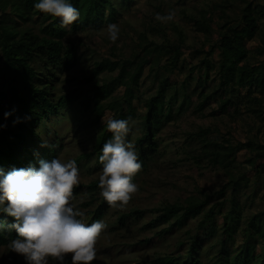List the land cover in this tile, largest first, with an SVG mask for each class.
I'll return each mask as SVG.
<instances>
[{
    "label": "trees",
    "instance_id": "1",
    "mask_svg": "<svg viewBox=\"0 0 264 264\" xmlns=\"http://www.w3.org/2000/svg\"><path fill=\"white\" fill-rule=\"evenodd\" d=\"M137 1L72 0L80 11L79 19L69 28H61L59 18L34 8L35 0H0V125H7L0 127V168L5 173L13 168H38L40 160L56 158L62 145L57 140L45 141L44 138L52 134L48 122L64 115L75 102L98 119L109 109L115 119L130 117L131 126L133 122L142 123L140 131H133L128 139L134 144L144 168L155 154L161 153L159 133L169 122L182 119L188 110L216 120H225L226 116L237 120L250 114L253 123L245 140L233 142L228 137L219 140L212 136L218 132V127L211 125L200 124L197 129L185 131L188 141L201 144L199 152L188 157L229 169L230 176L219 190L205 199L190 196L158 206L155 210L159 214L148 224L168 223L158 236L171 233L175 226L182 227L200 215L202 220L195 233L189 231L191 244L184 256L166 255L139 264H204L200 256L206 243L220 246L211 264H264V209L248 216L241 226V218L237 217L240 205L234 203L240 187H248L251 182H254V190H261L264 199V133L260 135V129L252 133L257 117L264 114V25L260 23L264 18V2L213 0L219 13L211 21L182 7L181 12L189 19L190 27L203 33L204 39L199 45L188 48L199 59L189 63V72L181 82L172 80L170 74L185 68L187 60L183 58V49L190 45L187 33L177 28V37L173 39L161 26L159 33L151 30V36L145 22L146 27L138 30L133 40L135 48L130 57L96 59L94 66L83 75L88 84L102 75L108 77L107 82L59 93L60 73L71 71L79 63L77 44L73 39L65 41V37L86 29L99 31L109 23H117L120 12L133 8ZM236 9L240 11L238 17L233 15ZM29 22L40 23V27L36 30L35 24L29 25ZM156 34L162 38L157 39ZM257 38L260 44L251 48L249 43ZM215 52L217 61L212 57ZM147 65H150L149 74L155 78L162 71L168 75L158 79L156 90L146 98V109L138 114L135 100ZM119 86L124 88L123 93L114 94ZM192 86L196 97L191 92ZM13 109V114L6 119L4 113ZM17 117L20 122L14 123ZM111 135L106 129L95 151L84 156H96L99 161L102 146ZM242 151H246L247 156L239 160L238 154ZM138 176L137 173L133 180ZM98 181L73 189V198L85 195L82 205L94 207L87 211L86 224L101 220L109 207L101 195H96L100 190ZM228 188L231 193L225 198ZM216 196L217 202L210 205ZM229 201L226 215H230L231 222L224 223L222 233H218L216 215L223 212ZM132 215L142 217L143 212L140 209L119 212L118 224L125 226ZM0 222L6 225L0 231V243L8 244L18 235L11 227L14 218L0 212ZM240 229L242 240L234 246ZM65 258L64 261L71 264V257Z\"/></svg>",
    "mask_w": 264,
    "mask_h": 264
},
{
    "label": "rangeland",
    "instance_id": "2",
    "mask_svg": "<svg viewBox=\"0 0 264 264\" xmlns=\"http://www.w3.org/2000/svg\"><path fill=\"white\" fill-rule=\"evenodd\" d=\"M259 1L264 2V0ZM137 2L133 8H124L120 12L119 21L116 23L120 29V35L115 43L107 38L108 24L99 31L86 29L78 34H68L65 37V41L73 39L77 44L79 63L71 71L64 70L63 73H60V78L57 81L59 93L75 89L83 90L96 83L107 82L108 77L102 75L88 84L83 75H86L88 70L94 66L96 59L130 57L135 48L133 40L137 38L138 30L146 27L145 22L148 24L147 27L150 29L151 36H153L151 30L159 33L161 26L168 30V34L173 39L177 37V28H181L187 33L190 45L187 44V47L183 49V58L187 60L185 68H179L170 74L174 81L181 82L183 80L186 73L189 72V63L197 62L199 59L194 57L193 51L188 48L199 45L204 39V34L195 32L190 27L189 19L182 14L181 8H187L191 14L202 15L207 21H211L219 13V9L215 7L213 0H138ZM172 10L175 11L174 20L168 22L156 20L157 13L166 15ZM239 12V9H236L233 11V15L238 17ZM260 23L264 25V18L260 19ZM33 24H35L34 28L38 30L40 23L29 22V25ZM155 37L157 39L162 38L157 34ZM258 44H260V40L257 38L250 42L249 46L253 48ZM209 47L207 46V48ZM217 55L215 52L212 56L215 61L218 60ZM149 70L150 65H147L140 86L141 89L137 93L138 99L135 100L138 114L146 109V98L149 93L156 90L158 79L168 75L162 71L160 76L155 78L149 74ZM123 91L124 88L119 86L116 87L114 94L120 95ZM191 92L196 97L197 92L194 86H192ZM183 115L182 119L169 122L159 133L161 153L160 155L155 154L147 168L142 166L139 170V176L134 181L138 186V191L133 194L129 203L123 209L108 207L106 215L101 219L107 228L102 231L97 239L95 245L96 258L91 264H139L166 255L174 254L181 257L188 251L191 244L189 231L196 232L202 215L190 219L182 227L175 226L171 233L158 236V233L166 228L168 223L161 222L148 225L159 214L155 209L161 204L183 201L190 196L205 199L207 195L214 194L223 186L228 180L230 172L229 169H222L218 165L203 160L198 162L190 159L188 154L199 152L201 144L195 140L188 141L184 133L186 130L197 129L200 124L211 125L213 128L217 126L219 130L212 135L213 137L219 140L228 137L236 142L238 139H246V134L250 129L249 125L253 123V119L252 115L246 114L237 120L227 116L225 120H216L212 116L194 115L192 109ZM112 116L111 110L107 109L105 115L98 119L92 112L85 111L78 102H75L69 109L65 110L64 115L55 116L52 121L48 122L52 126V134L51 137L44 139L48 142L57 140L62 145L57 157L62 160L74 159L76 161L80 176L78 185L87 186L90 182L99 180L102 173L101 163L96 156L85 157L84 155L95 151L100 135L107 129L104 126L103 118L106 121L113 118ZM141 124L140 122H133L132 126L135 133L140 131ZM259 129L258 133L262 135L264 133V114L257 117L256 126L252 133ZM246 156V151H242L238 154V159L244 160ZM254 178V173H252V180ZM254 186V182H251L248 187L242 185L234 199V203L240 205L237 217L241 218V226L248 216L264 209L262 192L260 189L254 190ZM230 193L231 189L228 188L225 198H228ZM96 195H100V190ZM85 199V195H80L73 198V202L84 213L82 219L87 223V211L94 207L82 205ZM217 200L218 196L214 197L210 205L216 203ZM230 203V201L227 202L223 207V212L216 215L218 233H222L224 223L231 222L230 215H226ZM134 209H140L143 212L142 217L132 215L127 219L125 226L118 224L119 212H128ZM242 237L243 234L240 229L234 246L242 240ZM8 244L0 243V264H27L22 255L10 251ZM219 248L220 246L212 247L211 243H206L203 246L200 257L204 264H211ZM66 256L71 257V254ZM49 264H60V262L50 258ZM63 264H68V262L63 261Z\"/></svg>",
    "mask_w": 264,
    "mask_h": 264
},
{
    "label": "clouds",
    "instance_id": "3",
    "mask_svg": "<svg viewBox=\"0 0 264 264\" xmlns=\"http://www.w3.org/2000/svg\"><path fill=\"white\" fill-rule=\"evenodd\" d=\"M34 8L59 18L60 27L67 28L79 19L80 11L72 0H35ZM156 20L172 21L175 11L156 14ZM116 23L107 25V38L118 41ZM15 109L6 111L10 117ZM20 122L17 117L14 123ZM112 133L102 146L99 162L102 173L100 195L112 208L123 209L138 191L133 177L142 167L134 144L128 139L133 132L131 118H103ZM7 125H0L6 127ZM80 183L74 159L40 160L39 167L13 168L7 173L0 168V212L14 218L11 227L17 238L8 247L22 255L27 264H49L50 258L63 264L71 254V264H91L96 258V242L107 225L102 220L86 224L84 213L73 202V189ZM0 222V231L5 228Z\"/></svg>",
    "mask_w": 264,
    "mask_h": 264
}]
</instances>
